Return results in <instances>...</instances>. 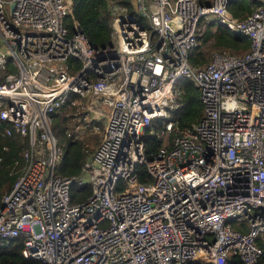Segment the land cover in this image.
Wrapping results in <instances>:
<instances>
[{
  "label": "built area",
  "instance_id": "1",
  "mask_svg": "<svg viewBox=\"0 0 264 264\" xmlns=\"http://www.w3.org/2000/svg\"><path fill=\"white\" fill-rule=\"evenodd\" d=\"M253 1L235 17L229 0H132V11L109 0L112 42L96 48L65 23L71 0H0V121L26 140L21 172L0 196V246L20 239L37 264H257L264 0ZM201 17L245 33L248 48L191 64ZM183 77L201 115L179 128L170 111ZM62 109L72 139L98 135L106 112L72 176L57 171L64 149L51 125ZM155 122L164 142L147 158L142 133ZM139 164L149 179L139 181ZM72 183L88 184L89 196L72 202Z\"/></svg>",
  "mask_w": 264,
  "mask_h": 264
},
{
  "label": "trees",
  "instance_id": "2",
  "mask_svg": "<svg viewBox=\"0 0 264 264\" xmlns=\"http://www.w3.org/2000/svg\"><path fill=\"white\" fill-rule=\"evenodd\" d=\"M112 1L127 7L129 11L133 10L132 0ZM108 6L109 0H71L72 13L65 18V23L70 31H73L74 21H76L91 45L96 48L106 47L112 42V16ZM254 7L255 2L253 0H229L227 3L228 10L235 17H242ZM196 38L197 44L189 52V61L193 65H202L208 61L202 47L209 41L207 47L226 49L234 54L244 52L249 45V37L245 33L232 31L220 23L204 17L197 21ZM176 83L179 94L176 98V107L170 111V118L179 128L190 127L201 115L198 88L191 79L186 77L180 78ZM63 111L62 116L58 113L54 116L51 128L64 149L57 165V171L61 175L72 176L79 172L87 153L84 142L87 138L72 139L65 136L66 111ZM6 126H8L7 122L0 121V196L10 190L17 175L21 172L24 165L21 152L26 146V140L22 139L16 132L13 131L10 135L6 134L4 131ZM160 126L159 122H155L150 128L153 132L146 129L142 133L147 158H150L161 145L162 138L154 133L159 130ZM138 173L139 181L149 179L145 164L138 165ZM90 192L91 188L88 184L72 183L70 187L71 201L85 200ZM256 244L261 249L257 264H264V239L257 238ZM21 246L22 241L20 239L0 246V264H37V259L23 257ZM233 263L240 264L236 258L233 259Z\"/></svg>",
  "mask_w": 264,
  "mask_h": 264
},
{
  "label": "rangeland",
  "instance_id": "3",
  "mask_svg": "<svg viewBox=\"0 0 264 264\" xmlns=\"http://www.w3.org/2000/svg\"><path fill=\"white\" fill-rule=\"evenodd\" d=\"M209 43H210V41L207 42L204 45V47H202L203 48V51L205 53V56L208 57V59H209L210 53L215 50V48L207 47V45ZM83 103H84V101L81 102V104H83ZM102 109L105 110V106L104 105H102ZM72 111L73 110H71V112ZM58 114H60V116H62L64 114V111L63 110L62 111H59ZM105 122H106V112L103 111V117H102L101 123H100L101 124V128L97 132L98 135H94V134L87 133L84 136V139L87 138V139L84 140V142H85V151H91V150H93L95 148V146L98 144V142L100 140V137H101V134L103 132V128L105 126ZM64 124L66 125L65 122H64ZM69 124H71V123L68 122L67 125L69 126ZM162 142H164V138L161 139V143Z\"/></svg>",
  "mask_w": 264,
  "mask_h": 264
},
{
  "label": "water",
  "instance_id": "4",
  "mask_svg": "<svg viewBox=\"0 0 264 264\" xmlns=\"http://www.w3.org/2000/svg\"><path fill=\"white\" fill-rule=\"evenodd\" d=\"M12 5V4H11ZM111 45V44H110Z\"/></svg>",
  "mask_w": 264,
  "mask_h": 264
}]
</instances>
